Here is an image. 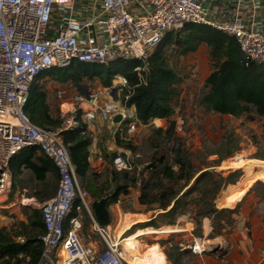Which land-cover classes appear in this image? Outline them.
I'll use <instances>...</instances> for the list:
<instances>
[{
  "label": "built area",
  "instance_id": "2783aa9c",
  "mask_svg": "<svg viewBox=\"0 0 264 264\" xmlns=\"http://www.w3.org/2000/svg\"><path fill=\"white\" fill-rule=\"evenodd\" d=\"M187 23L233 36L247 59L264 62V0H0V203L12 189V160L28 148L38 147L49 156L59 174L56 193L41 203L46 231L38 264H132L109 226L96 220L94 199L80 186L61 130L86 122L92 153L100 141L101 123L125 124L129 133L143 125L134 105L128 104L129 94L122 97L129 90L122 73L110 86L85 85L75 91L59 86L56 95L63 126L39 125L26 110L39 76L75 62L146 61L168 32ZM68 110L76 112L65 117ZM78 111L80 121L75 117ZM117 114L121 121L116 123ZM176 121L177 131H183V117ZM112 165L118 170L131 168L121 153ZM85 213L103 248L83 241ZM192 249L202 253L205 247L195 244Z\"/></svg>",
  "mask_w": 264,
  "mask_h": 264
},
{
  "label": "trees",
  "instance_id": "16d2710c",
  "mask_svg": "<svg viewBox=\"0 0 264 264\" xmlns=\"http://www.w3.org/2000/svg\"><path fill=\"white\" fill-rule=\"evenodd\" d=\"M201 43L208 45L212 64V70L205 80L207 90L200 99L205 111L234 116H264V62L247 59L233 36L204 24L187 23L176 31L168 32L146 61L133 58L117 60L108 65L75 62L69 67L52 68L48 72L55 80L74 83L79 87L84 86L85 79H98L102 85L110 86L115 75L122 73L129 81V90H125L122 97L129 94L128 104L134 105L141 123L148 124L157 118L169 121L167 128L157 127L155 133L162 136L163 140L173 142L171 162L165 154L157 153L152 160L147 161L144 169L147 172L145 174L144 171L140 181L137 169L131 166L130 169L118 170L113 167L112 162L110 170L105 171L108 172L106 183L101 181L104 172L96 170L90 161L88 124L82 122L72 130H61L80 176V186L88 189L94 200L108 197L110 203H115L122 192H128L131 185L139 183V202L148 207L147 211H161L147 221H137L133 227H157L156 219L160 215L166 218L165 224H175L178 217L189 213V205L192 203L198 205L193 215L197 223L196 229H201L204 217L223 219L224 212L237 211L236 207L230 208L231 206L217 208L214 198L227 184L238 181L240 171L235 170L224 176L222 172L205 170L196 176L198 171L175 133L177 121L173 118V100L178 96L181 76L171 66L170 57L195 51ZM26 110L39 125L50 127L48 125L63 123L61 115L53 114L47 93L41 84L33 89ZM75 117L80 121L81 111ZM123 125L125 126H118L115 133L116 144L136 153L145 152L142 144L127 137V128L125 126L124 129ZM120 130H125V139L120 138ZM11 167L14 174L24 172L23 179L27 182L28 192L38 201L43 202L56 193L58 171L51 158L38 147L20 152L12 160ZM194 178L195 181L191 183ZM12 187H15L14 181ZM110 187L113 191L108 190ZM195 191L200 192L201 196H192ZM208 194L212 195L211 200L204 198ZM224 195L225 192L220 195L219 201ZM85 217L90 222L87 213L84 214ZM222 219L220 223L223 224ZM45 231L42 210L38 207L27 210V220H14L9 225L0 226V264H38L44 248L41 236ZM211 235L210 237L214 236Z\"/></svg>",
  "mask_w": 264,
  "mask_h": 264
},
{
  "label": "rangeland",
  "instance_id": "374dc122",
  "mask_svg": "<svg viewBox=\"0 0 264 264\" xmlns=\"http://www.w3.org/2000/svg\"><path fill=\"white\" fill-rule=\"evenodd\" d=\"M170 64L181 76V81L178 85L179 93L173 100V118L175 119L179 116L183 117L184 127L183 131L179 132L175 127V133L186 155L194 165L195 170L198 171L196 176L205 170L222 172L224 176H227L230 172H234L235 170L240 171L238 182L236 184H227L214 198V203L217 208L233 206L236 202H232L231 204L227 200L228 194L231 189L242 187L243 180L246 177L245 168L236 166L237 161L242 159H246L248 162H252L249 161L250 159H253V161H256V159L264 160V116H257L255 114L234 116L231 114L205 111L200 104V99L207 90L205 87V80L212 70V64L209 58V47L206 43H201L195 51L188 52L184 55H172L170 57ZM39 80V84L43 85L47 93V100L54 115H61L59 98L56 95V90L59 86H66L69 91L82 88L76 86L74 83H62L55 80L51 78L48 72L41 74ZM99 83L101 82L98 79H85V84L83 85L93 87ZM34 85L35 83L33 86ZM73 114L71 110H68L65 117H69ZM168 124V120L162 123H155L153 120L148 124L140 125L133 132H128L127 137L132 138L138 144H142L143 149H145V152L139 153L125 147H119L116 144V140L114 141L116 136L115 133L119 127H112V129L108 131H104L105 129L98 131L99 140L100 138L102 140V142L99 141L100 144L107 141L108 137L113 136L114 138H111V149L105 147L106 151H102L103 158L110 164L117 153L123 154L128 158L132 168L137 169V176L140 181L144 171L145 174L147 172L144 170L148 163L147 161L152 160L157 153L165 154L168 157V161L171 162L173 142L163 140L162 136L155 133L157 127L167 128ZM48 126L60 128L63 126V123ZM123 127L125 129L124 125ZM101 128L103 129L106 127L102 126L100 129ZM110 130L113 131L111 134ZM124 132L125 130H120V138H124ZM220 158H222V160ZM108 170L110 169L106 171ZM107 174L108 172L104 171L100 180L106 183L108 178ZM194 181L195 178L191 183ZM257 181L259 182L254 186L252 185L253 187L250 189V193L254 198V208L251 213L257 215L264 224V180L258 179ZM108 190L113 191V188L110 187ZM224 192L225 195L219 201L220 195ZM26 194L27 191L21 189L19 179H17L16 186L11 189L7 196V200L3 202L6 203V205L0 207V226L4 225L5 222L11 224L14 220H27V210L30 211L35 206L41 208V203L39 201L36 199L30 200ZM139 194L140 186L139 183H136L129 187L128 192H122L117 202L110 203L109 201L108 204L111 216V221L108 225L109 229L112 235L120 239L122 247L127 251V258L132 264H209V258L211 256L222 257L223 254H225L228 246L224 239L218 236L214 238L209 235L206 237L203 236L202 241H204L205 249L202 253H196L192 248L187 247L175 248V246H179V243H183V245L188 244L186 232L188 233L190 231L185 232L184 226H187L186 228L188 230H192L195 235L200 234L204 228L207 231L210 229V234L216 235L222 232V229L226 227L229 229L234 225L235 219L232 217L233 213L224 212L225 214L222 215L223 219L206 218L205 222L203 221V227L201 229H195L196 227H193V223H190L191 220H194L193 215L198 208V205L194 203L189 205V213L178 217L175 224H165L166 218L160 215L156 219L157 227L136 225L124 231L125 227L129 228V225L132 226L137 223V221H147L152 217H156L158 213L161 212L158 209L147 211L148 207L139 202ZM200 194V192L195 191L192 196L200 197ZM204 198L211 200L212 195L208 194L204 196ZM125 213L128 214V216L126 219L127 222L124 223L123 217ZM136 213L140 215H133ZM131 218L132 220L130 221ZM208 219H210V221ZM221 219L224 222L223 224L220 223ZM256 223L258 222L251 220L248 226L251 228V226ZM167 227H170V229L165 231ZM81 236L85 243L93 240L99 241L98 244H101V238L93 229L90 222L87 221L86 217L84 218V227L81 231ZM210 241L214 244L213 247H210L208 243H206ZM100 246L103 247L102 245ZM169 257H171L175 263H173ZM43 264L50 263L45 262Z\"/></svg>",
  "mask_w": 264,
  "mask_h": 264
},
{
  "label": "crops",
  "instance_id": "0c3cea01",
  "mask_svg": "<svg viewBox=\"0 0 264 264\" xmlns=\"http://www.w3.org/2000/svg\"><path fill=\"white\" fill-rule=\"evenodd\" d=\"M102 84L99 83L95 86H99ZM162 123L163 121H165V119H154V122ZM106 124V125H105ZM144 125V124H143ZM106 127V128H101L100 127ZM116 125L112 124L111 122H104L101 123L100 126L98 127V131L100 130H104V131H108L109 129H112V127H115ZM113 131L110 130V134ZM112 136V135H111ZM111 138L112 137H108V140L103 142L102 144H98L97 148L90 153V161L92 166L98 170L99 172H104L107 169H110L112 167L111 163L109 164L105 158H103L102 156V151H106L105 147H108L111 149ZM115 141V139H114ZM100 142H102L101 138H100ZM11 171L13 173V181L15 182V186H16V180L19 179L20 182V187L22 190H26L27 191V196L28 198L31 199H36L37 198L35 196L30 195V193L28 192V187H27V182L23 179L24 178V172H18L15 173L12 170L11 167ZM19 177V178H18ZM238 182V181H237ZM236 182V183H237ZM236 183H232V184H236ZM252 187V186H251ZM251 187L245 192L246 194L242 195L234 204V206H231L230 208H237L238 210L236 212L233 213V219L234 220V225L231 228H225L222 229V232L217 233L216 235H214L212 238L214 237H221L222 239H224L226 245L228 246V248H226V252L225 254H223L222 257H217V256H211L209 258V264H264V224L262 223V221H260V218L251 213L252 209L254 208V198L252 196V194L250 193V189ZM13 188V187H12ZM25 195V193H24ZM38 201V200H37ZM40 202V201H39ZM42 203V202H40ZM6 205V204H4ZM29 205V204H27ZM4 207V206H3ZM36 207V206H35ZM135 216L140 215L139 213L133 214ZM128 214L125 213L124 217H123V222H127ZM206 218L209 217H204L202 219V227H203V221L205 222ZM132 220V218L130 219V221ZM210 221V219H208ZM254 221V222H258L254 225L251 226V228L248 226V224L250 223V221ZM8 222H5L4 225H9L7 224ZM138 223V222H137ZM135 223V224H137ZM190 223H193V227H197V223L195 220H191ZM132 225V224H131ZM134 225V224H133ZM205 225V224H204ZM3 226V225H1ZM133 227V226H132ZM129 225V228H124V231L129 230L130 228H132ZM187 226H184L183 228L185 229L184 231H190V232H186V235L188 236L187 241L188 244H184L183 243H179V246H181L180 248H193L195 244L200 243L203 246L204 241H202L203 236H210L211 230L209 229L208 231L204 228L200 234L195 235L192 230H188L186 228ZM201 227V228H202ZM205 227V226H204ZM196 229V228H195ZM166 231V230H165ZM164 231V232H165ZM209 233V234H208ZM211 240V239H209ZM214 240V239H213ZM99 241H88L86 244L90 245V246H96L97 248H103V242L101 241L100 245H102L103 247H101L99 244ZM208 243V245L210 247H213L214 244L212 242H206Z\"/></svg>",
  "mask_w": 264,
  "mask_h": 264
},
{
  "label": "bare ground",
  "instance_id": "6f19581e",
  "mask_svg": "<svg viewBox=\"0 0 264 264\" xmlns=\"http://www.w3.org/2000/svg\"><path fill=\"white\" fill-rule=\"evenodd\" d=\"M159 122V121H158ZM248 162L245 160H239L236 163V166L245 168V179L243 180V185L240 190V188H234L230 190V193L228 194L227 200L232 204V202H236L242 195L246 194L245 192L256 182L258 179L264 180V160H257L253 161V159H250ZM240 190V191H239ZM121 213V212H120ZM122 229V228H121ZM170 229V227H167L165 230ZM121 231V230H120ZM120 233V232H119ZM118 235V234H117ZM120 240V239H119ZM211 242V241H210ZM198 244V248H202V245L200 243ZM204 244V243H203ZM124 248V247H123ZM125 250V248H124ZM125 253L127 251L125 250ZM127 258V255H126ZM128 259V258H127ZM129 260V259H128ZM130 261V260H129ZM131 262V261H130Z\"/></svg>",
  "mask_w": 264,
  "mask_h": 264
},
{
  "label": "water",
  "instance_id": "95a60500",
  "mask_svg": "<svg viewBox=\"0 0 264 264\" xmlns=\"http://www.w3.org/2000/svg\"><path fill=\"white\" fill-rule=\"evenodd\" d=\"M114 93H115V90H114ZM116 97L117 96L115 95V98ZM113 120L116 123L120 122L121 121V114L115 115ZM218 199H219V197H218ZM108 204H109V198L108 197H103V198L98 199V200H93V203H92L93 211H94V215L96 217V220L102 226H108L110 224V221H111V216L109 213Z\"/></svg>",
  "mask_w": 264,
  "mask_h": 264
}]
</instances>
